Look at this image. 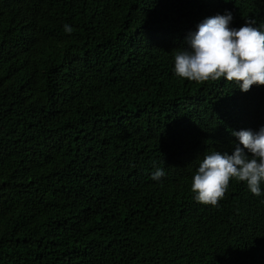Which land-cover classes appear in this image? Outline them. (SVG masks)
<instances>
[{"label": "trees", "instance_id": "1", "mask_svg": "<svg viewBox=\"0 0 264 264\" xmlns=\"http://www.w3.org/2000/svg\"><path fill=\"white\" fill-rule=\"evenodd\" d=\"M228 11L264 29V0H0V264H264V184L191 190L264 126V86L174 72Z\"/></svg>", "mask_w": 264, "mask_h": 264}, {"label": "clouds", "instance_id": "2", "mask_svg": "<svg viewBox=\"0 0 264 264\" xmlns=\"http://www.w3.org/2000/svg\"><path fill=\"white\" fill-rule=\"evenodd\" d=\"M230 11L205 18L195 32L186 37L189 47L175 53L174 72L190 82L235 83L241 91L264 86V29L246 20L239 28L232 27ZM71 34L73 28L64 25ZM238 139L229 152L213 151L201 160L191 183L195 199L203 205L219 207L230 181L244 182L253 195H262L264 184V126L258 131H231ZM165 176L162 168L153 173V180Z\"/></svg>", "mask_w": 264, "mask_h": 264}]
</instances>
